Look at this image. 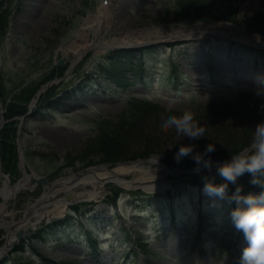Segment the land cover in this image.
<instances>
[{"label":"rangeland","instance_id":"obj_1","mask_svg":"<svg viewBox=\"0 0 264 264\" xmlns=\"http://www.w3.org/2000/svg\"><path fill=\"white\" fill-rule=\"evenodd\" d=\"M178 1L114 0L107 40L113 41L126 30L178 28L197 23H222L226 31L168 41L146 37L145 43L115 45L102 53L90 49L77 58L69 47L85 19L97 12L100 0H0V13L5 11L7 15L4 34L0 31V69L10 90L42 80L59 61H63L64 66L70 64L62 81L58 76L54 79L60 82L59 87L48 88L55 93L52 104L49 101L42 106L36 104L34 116L18 120L22 153L18 157L17 174L4 171L0 155L2 172L13 184L24 176V170L53 182L66 176L67 171L76 174L101 166L116 167L114 162L108 165L100 161L101 152L90 154L87 150L95 138H100L98 126L104 120L110 121V130L117 127L119 121L123 123L126 154L137 155L147 149L164 150L151 156L162 157L163 162L175 154L181 144L192 143L196 148H204L213 143L217 150L225 146V136L237 134L240 137L243 130L255 129L261 121L259 118L241 114L237 112L239 109H228L226 104H238L242 91L264 100V95L257 94L264 92V36L259 35L261 42L257 43L255 31L246 25L178 16L174 12ZM233 2L237 17L245 22L264 4V0ZM90 38H94L93 31ZM147 46H153L156 54L154 58L147 56V72L151 76L146 82L135 81L119 87L108 81L99 83L96 74L93 86L76 87L87 73L95 74L103 62L107 64L112 51H136ZM67 48L70 54L65 52ZM134 55L139 57L140 53ZM173 69H177L179 80L171 79ZM65 90L70 94H65ZM134 98L161 105V109L142 114L137 120L126 118L125 121L122 116L128 115L126 112ZM244 106L250 103L240 105ZM185 110L195 113L196 120L206 129L205 137L192 141L178 135L174 129L168 132L161 129V123L170 115L179 116ZM143 166L153 170L159 167ZM195 167L189 170L196 173ZM214 169L216 166L212 167ZM179 175L177 171L168 172L163 181L165 189L154 192L174 191V201L166 200L162 205L156 200L152 204L140 201L129 193L152 194L142 188L125 189L103 180L104 185L98 186L99 197L74 202L61 215L43 218L19 239L17 226L27 208L46 192V184L35 183L11 199L5 222L0 216V249L6 245L9 233H15V243L3 252L0 264H239L246 241L230 220V211L235 206L205 196L203 188L192 185L194 178ZM137 176L130 172L123 178L134 180ZM215 183L223 181L215 177ZM237 183L243 189L252 190L251 193L260 192L257 186ZM2 186L0 177V190ZM114 186L125 192L111 205ZM64 193L61 190L57 194ZM77 204L82 210L75 225L61 231L51 226L72 214L71 207ZM200 213H203L202 218ZM39 230L52 233L50 242L44 243L37 236ZM88 233L97 239L98 249L88 246Z\"/></svg>","mask_w":264,"mask_h":264},{"label":"trees","instance_id":"obj_2","mask_svg":"<svg viewBox=\"0 0 264 264\" xmlns=\"http://www.w3.org/2000/svg\"><path fill=\"white\" fill-rule=\"evenodd\" d=\"M174 12L178 14V16H186L190 20L201 19L204 21L223 20L234 22L246 25L247 28L250 27V29L264 34V4L259 10L254 11L250 15V18L245 19L247 20V22L243 21V18L241 19L237 17V10L235 8L233 0H179L178 5L174 9ZM6 17L7 15L5 11L0 13L1 34H4L3 31L5 29V22L7 20ZM136 52L140 53L139 57H136L134 55ZM155 54L156 51L153 46L148 48H141L136 51H115L113 55H111L112 57H109L108 66H102L100 68L99 76L106 78L108 82L113 83L119 87H125L131 83H134L135 81L146 82L149 79V76H151L150 73L147 72V70H149L147 66V56L154 58ZM57 76H61L60 71L53 68L51 72H48L45 75V78H43L42 80L30 81L20 87H17L16 90H10L6 84V81L4 80L3 72L0 69V98L3 100L6 98H10V101H5V105L3 106L5 110L4 117L6 118V120H8V122L6 123L4 129L0 134V155L2 157V166L4 171L11 174H17L19 170V153L16 146L18 120H16V117L25 115L29 110L31 100L33 99L41 85L47 81L57 78ZM170 77L171 79H173L174 77L176 78V80L177 78L178 80L179 78H181L179 75H177V69H173ZM89 78H91V76L88 75L85 80H83V82H86V80H89ZM52 88H55V86H53ZM54 95V91H51V89H49L46 94H44L40 99V103L42 104L46 101H49L48 103H50ZM246 102H249L250 106L240 107V105H243ZM237 103L238 104H226V108L233 110L239 109V111L237 112H240L241 114H246L248 117H252L253 119L259 118L261 121L264 120V112L260 110V106L264 104L263 99L258 98L256 95L250 92H241L240 100ZM159 109H161V105L148 102L147 100L134 98L132 100L130 110L126 112L128 113V115L124 114L122 116V119L125 121L126 118H128V120H137L142 116V114L146 115L150 111L155 112ZM109 123V120H104L103 122L99 123L98 127L101 132V134L99 135L100 138H95V141L90 144L89 149H87L90 154H93V152L95 153L97 151L101 152L102 155L99 159L100 161L111 163L132 160L136 158H146L154 153H162L164 151L147 149V151H144L137 155L126 154L123 149L124 141L122 139L123 123L119 121L117 127H114V129L112 130L109 129ZM239 134H241L240 137H238L237 134L225 136L223 139L226 141L224 143L225 146H223L224 148H219L215 152L210 153L209 156L211 160L218 162L228 161L229 159H231L232 155L237 154L244 147L248 146L251 141L253 131L251 129H245ZM204 148H196L195 151L203 152ZM205 158L207 159L208 157ZM91 161L94 162L93 159ZM165 162L170 167L176 166L182 169H189L190 167L196 165L194 160H192L191 158H184L180 163H176V161L174 160V154L168 156L165 159ZM179 176L194 178V182L192 183V185H195L197 187H203L202 177L204 176H208L209 178L213 176H215L216 178L219 177L218 175H216V169L211 170L210 172L207 169H202V172H200L199 174L189 172L186 174L182 173ZM250 178L251 177L248 174H245L244 176L240 177L238 181L242 183L245 182L247 185H250ZM235 188V185L229 184V195H231L235 191ZM251 191L252 190L249 191L248 189H242V194L246 195ZM257 191H261V189L258 187ZM124 192L125 191L120 187H112L111 193H113V199L110 204H115L120 195ZM129 193L133 198H137L143 202L148 201L149 204H152L156 200L158 202V205H162V203L166 200L174 201L175 199V196L173 194L174 191L170 190L165 194H146L144 192ZM232 204L235 206L234 203ZM80 209L81 208L79 205L73 206L72 212H74V214L69 215L65 220H58L54 222V224H52L51 226L53 228H62L63 226L64 228L71 225L73 220L77 219V216L80 215ZM200 217H203V213H200ZM37 236L40 239L47 241V235H45V233H43L41 230L37 231ZM90 243L94 247V249L97 248L96 240L90 239ZM22 246L23 244L19 245L21 249Z\"/></svg>","mask_w":264,"mask_h":264},{"label":"bare ground","instance_id":"obj_3","mask_svg":"<svg viewBox=\"0 0 264 264\" xmlns=\"http://www.w3.org/2000/svg\"><path fill=\"white\" fill-rule=\"evenodd\" d=\"M113 4L114 0H100V5L96 13H91L83 22L82 26L76 33V39L69 47L72 51V54L76 55L77 58H80L86 51L90 49H96L98 52H105L108 48L113 47L115 45L118 46H134L141 43H145L146 37L152 38L155 36L156 39H165L160 41H168L170 39H185V37H199L207 33H216L220 34V32H225L226 28L223 29L221 26L222 23H197L193 26H185L181 25L178 28H174L172 26L168 27H149L143 28L138 31H130L126 30L120 37H116L113 41H108L106 38L107 32L110 31V27L113 19ZM190 20V19H189ZM214 21V20H210ZM93 31L94 38H90V33ZM220 31V32H219ZM242 32L241 30H239ZM263 37L264 35L254 32ZM255 34V35H256ZM68 48L65 49L67 54H70ZM118 51V50H117ZM120 51V50H119ZM115 51H112L111 55H113ZM110 55V56H111ZM75 62V61H74ZM59 66H55V69L60 71L59 79L62 81L67 71L70 68V64L64 66L63 61H59L57 63ZM102 66H108L104 62L99 67V70L94 73H87L85 77L81 78L77 83L80 87L86 85L88 87L96 84V81H93L96 77V80L100 83L101 81H107L106 78H103L100 75V68ZM94 77V75H96ZM91 76L89 80L83 82L87 76ZM36 81V80H33ZM57 80H50L41 85L38 89L37 93L31 100V107L27 113L23 116L16 117V120L22 121L25 118L34 116L36 110L34 107L36 104L40 106L44 105V103H40V99L44 94H46L47 89L55 86L57 89L60 82H56ZM81 88V87H80ZM74 89V88H73ZM46 90V91H45ZM49 90V89H48ZM68 90V89H67ZM65 90V94H70V91ZM73 91V90H72ZM71 91V93H72ZM52 100V99H51ZM5 101L9 102L10 98L1 99L0 98V134L4 129L8 120L4 117V108ZM48 109V107L45 106ZM56 108H60L56 106ZM17 140L16 146L18 149V153H22L20 140H19V125H17ZM150 155L149 157H151ZM162 157H151L147 158V160L142 161H134L127 162L118 161V164L114 168H109L106 166H101L97 168H91L81 173H73L72 171H67L66 176L53 181L46 183V192L35 202H32L26 210L25 217L19 222L17 229L20 231H27L30 227H32L36 222H39L43 218H51L52 216H58L65 212L66 209L69 208L71 204L77 201L88 200V199H96L99 197L101 190L98 189V186L104 185L103 180L112 181L125 189H137L142 188L146 192H155L161 191L165 189V185L163 184L164 178L168 175V172L177 171L176 168H170L165 160L164 162L161 160ZM213 164L217 161L212 160ZM218 163H223L219 161ZM143 165H158L157 169L151 168L146 169ZM167 166L168 168H166ZM1 168V163H0ZM163 170L165 172H163ZM179 170V169H178ZM2 171V168H1ZM136 173L138 176L134 180H126L123 178V175L127 173ZM153 173V175H150ZM0 177L3 178V186L0 190V197L2 199L0 203L1 211L0 216L1 220L5 222V214L7 213V205L11 201V199L20 191H23L27 188L32 187L35 183L32 179H39L35 173H29L27 170H24V176L20 178V180L13 184L10 177L5 174L0 173ZM38 177V178H37ZM65 191L64 194L58 195L59 191ZM69 192L72 194V199L67 200L65 194ZM58 195V196H57ZM15 233L12 231L9 233L7 237L6 245L0 249V258L3 257V252L11 245L15 243Z\"/></svg>","mask_w":264,"mask_h":264},{"label":"clouds","instance_id":"obj_4","mask_svg":"<svg viewBox=\"0 0 264 264\" xmlns=\"http://www.w3.org/2000/svg\"><path fill=\"white\" fill-rule=\"evenodd\" d=\"M255 39L257 43L261 42L258 34L255 35ZM257 94L264 95V92ZM260 110L264 112V104L260 106ZM160 126L164 132L174 129L178 135L192 141L206 135V129L196 120L195 113L191 110H185L179 116L170 115ZM195 149V144H181L174 154V160L180 163L184 158H191L196 164L194 169L196 173L199 174L202 169L210 172L213 162L209 154L216 151L215 144H207L203 152ZM245 174L251 177L250 185L261 189L258 194L251 192L242 194L243 186L237 182ZM216 175L223 183H215V176L211 178L204 176L202 192L207 197L235 204L230 211V220L234 228L243 233L246 241L239 264H264V120L255 126L248 146L232 155L230 161L216 165ZM229 184L236 185L231 195L228 192Z\"/></svg>","mask_w":264,"mask_h":264},{"label":"water","instance_id":"obj_5","mask_svg":"<svg viewBox=\"0 0 264 264\" xmlns=\"http://www.w3.org/2000/svg\"><path fill=\"white\" fill-rule=\"evenodd\" d=\"M142 160H147V159H139V160H137V161H142ZM114 164H118V162H116V163H114ZM217 164H218V162H217V163H214L213 166H216ZM108 165H111V163H109ZM165 167L168 168L167 166H165ZM177 171L181 172L182 170H177ZM0 173L3 174V172L1 171V168H0ZM32 181H33L34 183L38 184V185H43V184L48 183V181H47V179H46L45 177H41V178H39V179H32ZM65 196H66V199H67V200H71V199H72V194L69 193V192H67V193L65 194ZM18 237H22V232H21V231L18 232Z\"/></svg>","mask_w":264,"mask_h":264}]
</instances>
